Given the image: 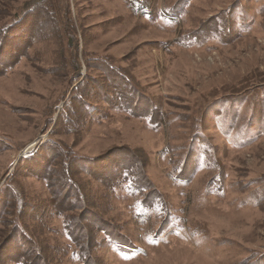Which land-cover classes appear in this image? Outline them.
Listing matches in <instances>:
<instances>
[{
	"label": "rangeland",
	"instance_id": "rangeland-1",
	"mask_svg": "<svg viewBox=\"0 0 264 264\" xmlns=\"http://www.w3.org/2000/svg\"><path fill=\"white\" fill-rule=\"evenodd\" d=\"M107 64L155 122L102 108ZM0 71V264H264V0H0Z\"/></svg>",
	"mask_w": 264,
	"mask_h": 264
},
{
	"label": "trees",
	"instance_id": "trees-1",
	"mask_svg": "<svg viewBox=\"0 0 264 264\" xmlns=\"http://www.w3.org/2000/svg\"><path fill=\"white\" fill-rule=\"evenodd\" d=\"M204 30L205 29L197 30V32H199L200 34H203ZM28 31H27V34H28ZM33 31H36V30H33ZM97 60L99 61V59ZM102 60L104 59L102 58ZM105 60H108V59H105ZM108 61L110 62V60ZM97 63H98L97 64L98 66L101 65V61ZM102 67L106 70V72L102 73V76H101V80L104 84V89L106 93L98 96L99 101L103 102L101 105L102 108H104L107 111H109L110 109H123L129 115H134L136 117L147 116L150 118V121L152 123L155 122L156 121L155 115L158 111V108L141 109L140 111H136V108H139L138 104H140V102L142 104L146 102V99L143 98V95H140V93L138 94L136 90L126 82L125 80L126 77L123 74L119 73L120 72L119 70L117 71L114 67L108 64L107 66L103 65ZM3 71H0V74H2ZM118 79H120L121 82H117ZM78 85L83 86L81 94L84 97L91 96V92H88V89L94 88V82L93 80H91L90 77L89 78L84 77L82 81L79 82V84L78 83L76 84L75 87H77ZM109 89H113L114 92L109 91ZM71 98L78 101V103L83 106L82 101L84 100V98L83 100L81 99V97L75 98L74 96H72ZM148 106L149 105H147V107ZM63 112H65V110H62V112L59 114V119L63 118ZM84 113H86V111H84ZM103 114H105V112ZM103 114L100 113L99 110H96V111H91L89 116L92 119H96V118L103 117ZM62 148L64 150V153L62 154L63 161H64L63 165H66L68 168H71L75 158L70 160V150H68V146L66 144H64ZM112 150L109 151L110 155L112 153L114 154L116 151V149L113 151ZM94 160L95 159L93 158L90 161H94ZM136 162H139V161L136 160ZM136 166H137L136 170L134 171H131L130 169L123 167L122 172H124L125 178L129 179V182L132 185L134 190H140V191L145 190V189L148 190L149 186L139 179L140 178L139 176H141L143 179L145 178V175L143 173L144 164H141L142 169L139 168L138 164H136ZM67 167H66V171L68 170ZM121 170L122 168L119 167L118 172H120ZM50 172H51V169H50ZM134 175H136V177ZM44 178L47 180L46 182H47V186L49 189L52 187H55V191H53L54 189L53 190L51 189L53 194H51L52 196L50 198V201H52L55 204L54 209H56L57 212H61V213L68 212V211L72 212L76 210L77 208L84 211V210L92 208L93 203L92 204L89 203V200L86 197H83V196L75 197L71 195V191L74 189L72 186H74L75 183L71 179H69V177L67 176L64 166L61 167V173L59 177H56L57 179L54 180L51 174H48V176ZM68 230H69L68 232L69 236L73 235L70 228H68ZM94 244L92 243L91 247H94L95 246ZM37 263H39L38 259L35 261L34 260L31 261L29 264H37Z\"/></svg>",
	"mask_w": 264,
	"mask_h": 264
}]
</instances>
